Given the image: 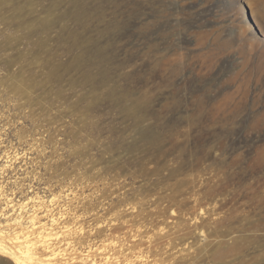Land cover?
<instances>
[{
  "label": "rangeland",
  "instance_id": "1",
  "mask_svg": "<svg viewBox=\"0 0 264 264\" xmlns=\"http://www.w3.org/2000/svg\"><path fill=\"white\" fill-rule=\"evenodd\" d=\"M34 201L62 264H264V0H0V224Z\"/></svg>",
  "mask_w": 264,
  "mask_h": 264
},
{
  "label": "bare ground",
  "instance_id": "2",
  "mask_svg": "<svg viewBox=\"0 0 264 264\" xmlns=\"http://www.w3.org/2000/svg\"><path fill=\"white\" fill-rule=\"evenodd\" d=\"M137 107V109L140 110L142 106ZM133 109V106H126L125 110L128 116ZM141 132L142 136L147 137V130ZM33 204L35 208L32 215L29 216L31 222L30 226L17 229L13 234L12 232L10 233L9 231H7L5 227L0 224V254L12 259V264H62L58 262V257L68 254V246L64 248L62 246H57L54 241L61 236H65L64 238L66 240L67 237L71 234V229L68 225H66L63 227L62 231L59 232L52 226H49L46 222L41 221L38 216V211L42 208L43 204L42 202L38 203L37 201H34ZM11 206L15 208L16 204L12 202ZM1 216L2 214H0V217ZM142 257V255H138L137 261L139 260L140 262H142ZM81 260L83 261L84 259L82 258ZM2 261L8 260L7 258L0 257V262ZM87 263L98 264L95 261H87Z\"/></svg>",
  "mask_w": 264,
  "mask_h": 264
}]
</instances>
